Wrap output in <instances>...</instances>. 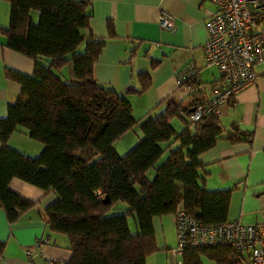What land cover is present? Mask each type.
Wrapping results in <instances>:
<instances>
[{
  "label": "trees",
  "instance_id": "1",
  "mask_svg": "<svg viewBox=\"0 0 264 264\" xmlns=\"http://www.w3.org/2000/svg\"><path fill=\"white\" fill-rule=\"evenodd\" d=\"M1 1L9 5L8 25L0 28L2 46L34 64L30 76L4 71L5 78L19 86L15 103L0 119V210L8 224L35 207L8 190L11 179L55 195L39 217L49 232L66 238V264H145L157 252L152 219L172 216L179 206L203 225L227 222L232 190H206L198 175L197 157L222 138L217 118L208 115L184 123L175 133L169 121L181 120L179 108L167 107L137 125L125 98L92 77L104 42L89 34L88 1ZM66 65L71 81L54 73ZM182 112L187 117L188 110ZM135 126L141 137L118 155L113 144ZM16 128L42 146L38 156L8 147ZM225 137L230 142L240 139L235 134ZM105 196L107 204L102 202ZM113 210L121 213L109 216ZM128 217L133 218L134 233L128 229ZM2 248L0 243V255ZM201 255L215 264H237L225 247L187 250L183 264H200Z\"/></svg>",
  "mask_w": 264,
  "mask_h": 264
},
{
  "label": "crops",
  "instance_id": "2",
  "mask_svg": "<svg viewBox=\"0 0 264 264\" xmlns=\"http://www.w3.org/2000/svg\"><path fill=\"white\" fill-rule=\"evenodd\" d=\"M87 1L89 34L104 42L92 68L95 82L125 98L137 125L162 114L167 107L179 108L177 114L181 120L169 121L172 130L179 133L189 123L182 111L189 112L219 80L215 68L205 65L201 50L207 39L204 20L214 6L204 0ZM160 12L172 19L171 30L158 25ZM32 17L35 21L36 15ZM8 18L9 5L0 0V28L7 27ZM33 69L32 60L4 48L0 37V119L6 116L7 107L15 103L19 92V86L6 79L4 71L30 76ZM56 72L62 81L72 80L69 65ZM254 74V83L244 87L222 107L217 117L222 138L197 157L201 165L198 175L203 178L204 188L232 190L226 221H238L242 225L264 223V63L254 68ZM143 76L146 81L141 80ZM142 82L147 84L145 89ZM173 120L181 126L177 132L172 127ZM131 131L135 135L134 142L119 150L115 144L127 138ZM131 131L113 144L118 155L127 152L135 145V139L141 137L137 126ZM13 134L19 137L17 144L11 139ZM13 134L8 139V147L28 157L41 153L42 146L31 140L24 129L16 128ZM233 134L240 139L230 142L225 137ZM166 145L161 143L160 148ZM166 155L165 151L159 162ZM148 174L151 178L153 171ZM7 187L12 193L34 202L35 207L11 225L0 210V243L3 245L0 264H47L46 261L66 264L70 259L66 238L49 232L39 217V212L56 200L55 195L17 179H11ZM117 207L121 209L123 205L117 204ZM152 230L157 252L147 257L145 264H174L179 260L183 264L182 255L173 259L168 255L175 245L172 216L153 218ZM25 250L31 251L30 256L24 255ZM199 263L215 264L203 255Z\"/></svg>",
  "mask_w": 264,
  "mask_h": 264
},
{
  "label": "built area",
  "instance_id": "3",
  "mask_svg": "<svg viewBox=\"0 0 264 264\" xmlns=\"http://www.w3.org/2000/svg\"><path fill=\"white\" fill-rule=\"evenodd\" d=\"M204 1L211 3L214 10L204 20L207 39L201 50L205 65L215 68L219 80L192 106L186 117L189 123L208 115L219 117L223 106L254 83V68L264 63V0ZM158 25L171 30L172 19L160 12ZM96 196L100 197L98 191ZM172 219L175 230V246L169 250L172 259L187 250L225 247L232 251L237 264H264V223L242 225L227 221L203 225L181 208L176 209ZM38 246L36 243L35 247ZM30 254V250L24 251V255Z\"/></svg>",
  "mask_w": 264,
  "mask_h": 264
},
{
  "label": "rangeland",
  "instance_id": "4",
  "mask_svg": "<svg viewBox=\"0 0 264 264\" xmlns=\"http://www.w3.org/2000/svg\"><path fill=\"white\" fill-rule=\"evenodd\" d=\"M31 18H32V20H33L32 15H31ZM33 21H34V20H33ZM55 73L58 75V72H55ZM58 76H59V75H58ZM63 81H64V79H63ZM171 124H172L173 129L175 128L176 132L180 130L181 126H180V124H179L176 120H173V121L171 122ZM135 131H136V130H135ZM137 135H138V134H137ZM128 137H131L132 139H129ZM134 137H135V135H134V133L131 131L130 133H128L127 138L122 139L118 144H115V146L118 147L119 150H121L122 148H125L126 145H128L129 142H131V141L134 142V139H133ZM11 139H15V140H13V142H14V144H17L16 141L19 139V137L17 136V134H13ZM136 140H138V139H135V141H136ZM136 143H137V141H136ZM136 143H135V144H136ZM132 147H133V146H132ZM132 147H131V148H132ZM131 148H130V149H131ZM130 149H129V150H130ZM124 150H125V149H124ZM119 154L121 155V154H123V153H119ZM116 208H120V207H116ZM120 213H121V212H120L119 210H113V211H111L108 215L111 216V215H116V214H120ZM167 217H168V216H167ZM126 221H127V225H128V229H129L130 233H134L135 230H134V222H133V218L128 217ZM174 232H175V230H174ZM174 246H175V245H174ZM168 255H169V254H168Z\"/></svg>",
  "mask_w": 264,
  "mask_h": 264
},
{
  "label": "water",
  "instance_id": "5",
  "mask_svg": "<svg viewBox=\"0 0 264 264\" xmlns=\"http://www.w3.org/2000/svg\"><path fill=\"white\" fill-rule=\"evenodd\" d=\"M191 111V109L189 110V112ZM103 204H107L108 203V199L107 197L105 196L102 200Z\"/></svg>",
  "mask_w": 264,
  "mask_h": 264
}]
</instances>
